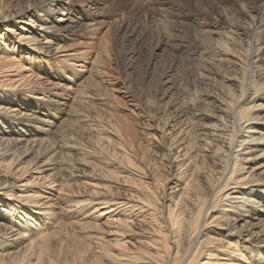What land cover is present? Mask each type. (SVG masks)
<instances>
[{"label": "bare ground", "instance_id": "obj_1", "mask_svg": "<svg viewBox=\"0 0 264 264\" xmlns=\"http://www.w3.org/2000/svg\"><path fill=\"white\" fill-rule=\"evenodd\" d=\"M71 2L29 0L12 9L0 0V55L15 54L6 70L37 77L33 67L44 65L53 81L0 94V264H264V171L253 173L264 170V80L253 79L261 24L239 25L251 50L235 47L232 35L204 43L231 55L238 77L221 87L223 99L213 97L224 113L218 128L197 127L192 137L181 120L168 125L164 150L178 161L164 187L152 151L137 158L127 151V128L97 79L101 59L87 69L85 58L63 68L30 52L22 57L34 45L51 54L74 34L80 22L69 16ZM70 78L72 92L60 83Z\"/></svg>", "mask_w": 264, "mask_h": 264}, {"label": "rangeland", "instance_id": "obj_2", "mask_svg": "<svg viewBox=\"0 0 264 264\" xmlns=\"http://www.w3.org/2000/svg\"><path fill=\"white\" fill-rule=\"evenodd\" d=\"M28 1L3 0L12 9L25 7ZM73 1L69 16L75 22H80L74 34L60 42L57 50H54L55 42L51 54L34 45L25 46L22 57L28 58L30 54L27 53L30 52L31 55L50 60L54 66L63 68L85 58V61L88 60L87 69L92 66L95 58L101 59V64L96 66L100 70L97 79L101 82L103 93H106L103 99L107 106L118 123L127 128L123 133L127 151L131 156L136 154V158L143 152L152 151V167L168 178L164 184V187L167 186L172 181V172L176 170L178 160L172 162L167 157L164 148L169 135L164 136V131H169L168 125L180 120L182 123L178 126L187 128L192 137L197 127L218 128L217 120L224 119V113L222 105L216 103L213 97L223 99L221 87L229 86L227 79L238 77L235 59L231 55L220 54L217 49L207 47L204 43L232 35L237 38L235 47H248L251 50L253 42L251 46L247 45L248 39L239 25L246 21L258 28L261 24L260 33L255 39L259 43L255 42L258 51L253 67L258 68L256 71L262 76L258 74L253 79L258 83L263 82L264 0H92V5L87 7L85 5L88 0H82L88 1L84 7L77 2L81 0ZM56 16L58 18L60 14ZM234 31L238 32L237 36ZM14 38V33L10 34L8 42ZM5 40L3 43L0 41L1 47L5 45ZM13 57L15 54L12 51L0 55V94L12 92L13 89L23 92L33 89L40 82L46 88L52 86L49 85L53 82L49 76L39 70L44 65L33 67L37 77L30 76L31 72L28 71L6 70L5 66ZM87 69L78 68L77 72L86 75ZM75 81L60 83L70 87L69 92H72L75 88L72 84L77 83ZM233 87L236 89V84ZM54 92L62 91L53 89ZM190 99L196 103L191 107L180 106ZM195 110H202L204 117H197ZM167 114H170V118L166 124L161 118ZM28 160L29 157L22 162ZM162 164L165 165L163 169ZM260 171L264 170L253 173L257 176ZM118 185L122 187L123 184ZM103 222L105 218L100 221ZM103 229L111 230L109 227Z\"/></svg>", "mask_w": 264, "mask_h": 264}]
</instances>
